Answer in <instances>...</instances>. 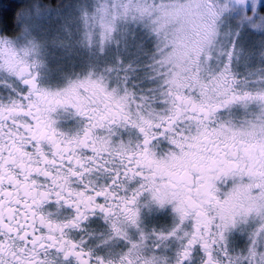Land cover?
<instances>
[{
    "label": "snow or ice",
    "instance_id": "6c2138e0",
    "mask_svg": "<svg viewBox=\"0 0 264 264\" xmlns=\"http://www.w3.org/2000/svg\"><path fill=\"white\" fill-rule=\"evenodd\" d=\"M0 264H264V0L0 19Z\"/></svg>",
    "mask_w": 264,
    "mask_h": 264
},
{
    "label": "trees",
    "instance_id": "16d2710c",
    "mask_svg": "<svg viewBox=\"0 0 264 264\" xmlns=\"http://www.w3.org/2000/svg\"><path fill=\"white\" fill-rule=\"evenodd\" d=\"M22 5L21 0H0V19L15 16Z\"/></svg>",
    "mask_w": 264,
    "mask_h": 264
},
{
    "label": "rangeland",
    "instance_id": "374dc122",
    "mask_svg": "<svg viewBox=\"0 0 264 264\" xmlns=\"http://www.w3.org/2000/svg\"><path fill=\"white\" fill-rule=\"evenodd\" d=\"M22 1V7H24L25 6V4H26V2H27V0H21ZM22 9V8H21Z\"/></svg>",
    "mask_w": 264,
    "mask_h": 264
}]
</instances>
